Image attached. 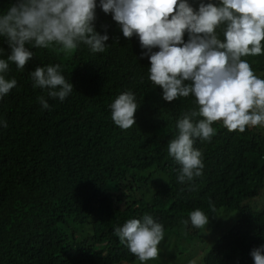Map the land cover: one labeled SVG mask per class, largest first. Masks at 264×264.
<instances>
[{
    "label": "trees",
    "instance_id": "16d2710c",
    "mask_svg": "<svg viewBox=\"0 0 264 264\" xmlns=\"http://www.w3.org/2000/svg\"><path fill=\"white\" fill-rule=\"evenodd\" d=\"M13 2L0 0V15ZM96 15L97 31L108 25L103 53L83 44L70 53L29 45L34 55L25 68L9 62L4 74L17 86L0 98V120L8 124L0 125V264H138L114 228L146 214L164 226L160 242L177 241L168 259L173 251L188 252L182 264H254L250 252L264 244V205L258 210L245 201L264 199V132H229L214 122L211 140L193 144L202 153V175L178 183L168 142L177 119L198 110L195 97L164 101L138 38L123 37L99 7ZM9 54L0 37V59ZM242 59L264 78V52ZM57 63L74 88L63 102L48 99L46 110L37 98L47 92L33 87L30 72ZM125 91L135 94L138 108L136 124L122 130L109 105ZM197 208L209 217L199 229L189 219ZM230 210L239 218L223 230Z\"/></svg>",
    "mask_w": 264,
    "mask_h": 264
},
{
    "label": "clouds",
    "instance_id": "9594fccd",
    "mask_svg": "<svg viewBox=\"0 0 264 264\" xmlns=\"http://www.w3.org/2000/svg\"><path fill=\"white\" fill-rule=\"evenodd\" d=\"M97 7L111 14L123 37L138 38L141 58L150 62L148 78L162 89L164 101L195 97L198 110L177 119V133L168 142V155L180 166L178 183L202 175V153L193 144L196 139L211 140L214 122L241 133L246 126H264V79L242 59L264 52V0H199L195 5L189 0H14L0 15V37L10 50L6 60L0 59V98L17 86L15 78H5L9 62L23 70L33 58L29 45L55 44L70 53L83 44L92 53H103L110 37L108 25H101L103 34L96 30ZM62 72L58 63L30 72L33 87L47 92V99L37 98L43 109L51 110L48 99L63 102L72 93L74 85ZM109 107L120 129L136 124L138 104L132 91L119 94ZM0 125L8 127L6 120ZM209 207L215 211L211 201ZM189 219L198 229L209 223L199 208ZM114 235L145 262L157 258L164 226L146 214L115 227ZM250 255L254 264H264V244Z\"/></svg>",
    "mask_w": 264,
    "mask_h": 264
},
{
    "label": "rangeland",
    "instance_id": "374dc122",
    "mask_svg": "<svg viewBox=\"0 0 264 264\" xmlns=\"http://www.w3.org/2000/svg\"><path fill=\"white\" fill-rule=\"evenodd\" d=\"M255 75L259 74V73H254ZM261 75H264V73H262ZM262 79V77H260ZM264 79V78H263ZM257 129L259 131H262L264 132V126H257ZM263 198H256L255 200H248V201H245V203H248L250 204L251 206H254L256 205V208L259 210L263 207L264 205V199L261 200ZM226 211V210H222L221 211V214ZM229 215H228V218H227V221L225 223V225L223 226V230L228 228L229 226H233L234 223L238 220V214L236 211L234 210H230L229 211ZM209 226V225H208ZM209 229H210V226H209ZM218 228L215 229V231L218 232ZM216 233V232H215ZM177 244V241H175V239H171V242L170 243H163V242H160L158 244V256L156 259L154 260H148L145 262V264H182L181 262L185 259H189V254L188 252H184L183 254H181V256L179 254H176L175 252H171L170 254H167L169 257H171L170 259L167 258V256H165V252L170 248V247H174L175 245ZM170 250V249H169ZM173 259H176V262L173 261ZM164 262H170V263H164ZM143 262H139L138 264H142ZM192 264V263H190Z\"/></svg>",
    "mask_w": 264,
    "mask_h": 264
}]
</instances>
